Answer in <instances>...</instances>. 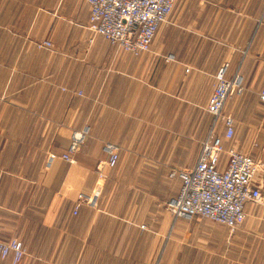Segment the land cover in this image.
<instances>
[{
	"label": "crops",
	"instance_id": "1",
	"mask_svg": "<svg viewBox=\"0 0 264 264\" xmlns=\"http://www.w3.org/2000/svg\"><path fill=\"white\" fill-rule=\"evenodd\" d=\"M88 15L85 0H0V239L22 242L18 264H264V0H176L148 60L90 40ZM42 39L54 48L33 45ZM224 63L242 90L223 109L234 122L223 145L263 164L254 178L262 199L245 203L233 232L166 208L179 190L168 174L194 164ZM84 127L73 162L46 166ZM105 142L118 146L114 166ZM97 167V205L74 212Z\"/></svg>",
	"mask_w": 264,
	"mask_h": 264
},
{
	"label": "built area",
	"instance_id": "2",
	"mask_svg": "<svg viewBox=\"0 0 264 264\" xmlns=\"http://www.w3.org/2000/svg\"><path fill=\"white\" fill-rule=\"evenodd\" d=\"M85 1L89 7L85 28L90 34V40L94 35H101L117 49L142 54L143 59L148 60L158 26L168 19L176 0ZM33 45L40 49L54 48V43L49 39L34 41ZM227 67L228 63H224L215 75V83L206 105L211 119L194 164L189 168L171 170L168 174L170 178L178 179L179 190L167 202L166 208L174 217H202L223 224L233 232L244 222L245 203H258L262 199V193L254 178L263 164L233 145L227 148L223 145L224 140L230 141L234 136L233 118L224 114L223 109L229 97L242 90L241 76L237 71L226 76ZM258 98L264 107V87ZM220 122L224 125L222 136L218 134ZM87 132V127L73 131L66 151L61 155L49 152L45 165L49 166L58 156L73 162L71 154L83 142ZM104 150L107 154L105 163L114 166L118 160V146L105 142ZM96 174L93 189L89 193L77 194L74 212L81 204L91 207L97 205L105 174L101 167H97ZM140 227L145 228V225ZM9 255L12 264H18L25 255L23 244L16 237L0 239V258Z\"/></svg>",
	"mask_w": 264,
	"mask_h": 264
},
{
	"label": "rangeland",
	"instance_id": "3",
	"mask_svg": "<svg viewBox=\"0 0 264 264\" xmlns=\"http://www.w3.org/2000/svg\"><path fill=\"white\" fill-rule=\"evenodd\" d=\"M205 120H207V123L205 122ZM208 115L207 114H205V116H204V137H205V135H206V133H207V130H208V126H209V124H208ZM208 124V125H207ZM197 218H199V219H203V220H207V221H210V220H208V219H205V218H202V217H197ZM210 222H213V221H210ZM213 223H215V222H213ZM218 224V223H217ZM220 224V223H219Z\"/></svg>",
	"mask_w": 264,
	"mask_h": 264
}]
</instances>
